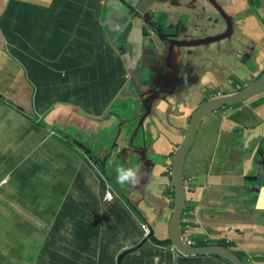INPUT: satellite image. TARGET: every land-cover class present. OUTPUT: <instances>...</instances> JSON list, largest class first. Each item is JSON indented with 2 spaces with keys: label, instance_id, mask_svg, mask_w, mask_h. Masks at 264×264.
<instances>
[{
  "label": "crops",
  "instance_id": "crops-1",
  "mask_svg": "<svg viewBox=\"0 0 264 264\" xmlns=\"http://www.w3.org/2000/svg\"><path fill=\"white\" fill-rule=\"evenodd\" d=\"M54 1L0 0V152L7 154L6 165L0 168V184L8 179L0 186V221L9 224L14 217L18 230L26 231L31 226L25 222L26 217L41 208L38 215H43V222L35 237L43 238V242L36 256L49 253L50 258L57 253L63 258L60 264H68V259L69 264L77 261L78 223L70 215L77 209L85 219L96 221L100 237L107 240L106 236L115 232L118 238L128 237L126 242L116 243L123 249L142 241V226L149 227L153 237L166 240L174 200L173 182L167 172L189 130L193 111L212 97V87L224 90L233 82L252 83L264 72V13L260 3L222 2L229 14L245 11L242 28L246 38L239 46L241 55H237L239 51L214 55L195 72L190 62L180 59L179 49L177 57L173 54L178 30L165 37L158 24L163 23L159 13H169L176 0H155L154 8L146 6L145 0H117L120 7L116 17L105 12L101 25L106 19L110 32L115 33L116 54L126 72L124 79L117 77L119 83L112 89L109 43L84 55L80 47L86 43L90 48L88 41L81 45L62 40L64 46L60 48L43 38V60H52L49 54L54 52H59L60 58L62 54L66 58L73 54V66L78 67L67 66L72 70L70 74L64 67L48 68L43 75V113L36 114L33 89L19 61L25 60L24 51L31 49L26 45L29 38L38 33L35 30L41 25V7L49 8ZM128 7L134 10L129 20ZM43 23H48L44 12ZM139 24L146 31L144 36ZM191 24L195 25V20ZM190 44L183 45L187 47L181 49L182 56H188ZM96 72L109 81L105 92L101 90L98 111L90 107L86 112L85 103L73 94L79 91L80 96L92 97L94 91L85 89L93 88ZM178 87L191 91L183 93ZM127 90L138 103L126 94ZM48 96L57 99L50 103ZM231 108V112L221 109L204 115L196 126L182 173L188 183L183 222L191 227L194 240H228L236 255L238 252L253 258L254 264H264V163L259 155L264 148V91ZM40 123L43 132L37 130ZM25 125H29V134L37 137L18 159L15 145L17 140L22 141ZM121 164L141 168L138 185L117 183L115 168ZM18 172L25 176L21 188L9 175ZM190 178L192 181H188ZM42 181L43 191L33 198L32 193ZM109 189L114 192L112 203L103 201ZM156 250L160 253L165 249ZM179 258L173 254L172 264H230L208 255ZM32 262L35 264V259L29 264ZM154 262L165 264L161 253Z\"/></svg>",
  "mask_w": 264,
  "mask_h": 264
},
{
  "label": "trees",
  "instance_id": "trees-1",
  "mask_svg": "<svg viewBox=\"0 0 264 264\" xmlns=\"http://www.w3.org/2000/svg\"><path fill=\"white\" fill-rule=\"evenodd\" d=\"M107 1L108 0H67L64 2L61 0H55L51 7H41L42 19H39L41 25L38 30V33L29 38L30 42L26 45L28 47H31V49H26L24 51V55L26 57L25 60L19 61L21 64H23L26 70V77L29 84H31V86L35 88L34 104L36 106V114L43 113L42 101L45 97L43 96L42 84L43 75L46 71H49L48 68L52 66L55 69L64 67L66 73L70 74L72 73V70H68L67 66L71 65L72 69L78 67L73 66L76 64L72 58L76 56L73 54L72 56L68 55V58L64 57L65 54H62L60 58L59 56L61 54L59 52H54L52 54H49L52 57V60H43V38L46 40L47 43L57 44L60 48L64 46L63 41H73L81 43L82 45L85 41L91 40L92 31L96 35H98L101 30V18L103 16L102 5H104V3ZM144 4L150 5L152 8H154V4L157 7V2L155 0H147L144 2ZM43 12L45 18L48 19L47 24L43 23ZM162 15L165 16L164 13ZM161 22H165V17L164 21ZM178 26L183 27V21H180L178 23ZM139 28L142 34L143 29L140 25ZM45 31L47 32L46 34ZM90 31L91 34H89ZM111 35L114 36L115 33H111ZM116 52L117 50L115 51L113 48H111V60L113 61L111 73L112 75H114L112 81V89L115 85L119 83L117 77L124 79L123 75L126 73ZM100 59L101 58H99V60ZM115 60L118 61L117 66L115 65ZM44 64H47L48 67H46ZM87 69L88 68L86 67L85 70ZM96 75V79H99V81L105 80V78H100L98 73ZM47 83L48 85L50 84L48 81ZM54 84L55 86L57 84L55 80ZM105 85L107 86L108 84L98 82V85H96V83L92 84V89L87 86L85 91H94L92 93V97L89 96L85 98L84 96H80L79 91H76L73 95H77L83 101V103H85L86 112L90 110V107H93L95 111H98L99 108L96 107V105H98L101 101V99H99L100 97L102 98L101 90L104 92L106 90ZM53 92H50L45 96L50 95ZM56 99L57 98H52L51 96H48L46 98V100L50 103L55 102ZM48 109H50V107L44 108V110L46 111ZM70 215L74 216L75 220L78 223L77 239L79 241V245L78 254L76 255L77 261L74 264H117L118 256H120L121 253L117 256V258L116 253L117 251L121 252L124 249L122 248V246H119L116 243H112L114 246L113 247L112 244L108 242L115 238V235L106 236L108 240L106 241L105 238L99 236L100 233L95 223L82 217V212L79 209H77L75 213L70 212ZM60 221H62V219H59V222ZM129 221L131 222L130 218ZM112 230L113 232H115L114 228ZM199 243L200 245H203L201 241ZM223 245L230 248L232 247V244L223 243ZM171 246L172 242L170 241V239L159 240L155 237H151L149 242L145 243L143 247L138 249L136 252L126 255L122 264H155L154 258L160 253L162 261H164L165 264H172L174 259L173 252L170 250ZM112 247L113 249L111 250ZM156 248H161L165 250H160L159 253ZM189 258L182 257L179 259L185 260ZM34 259L35 264H60L63 261L62 256L57 253L52 254L50 258L49 253H40L37 254ZM244 261H246V259ZM69 263H71V261L68 259V264Z\"/></svg>",
  "mask_w": 264,
  "mask_h": 264
},
{
  "label": "water",
  "instance_id": "water-1",
  "mask_svg": "<svg viewBox=\"0 0 264 264\" xmlns=\"http://www.w3.org/2000/svg\"><path fill=\"white\" fill-rule=\"evenodd\" d=\"M215 1L216 0H190L188 10L182 12L181 14V18H183L186 22L185 28H177V23L173 24L172 22H169L168 18L161 24L156 19L162 28L163 36L168 37L170 36V32L174 33L176 30H178L177 34L174 36L177 38L175 39V42L181 47L179 50V55L182 58L180 59L190 62L192 69L195 72L197 69H200L204 66L202 63L205 60L213 57L218 52L225 51L222 50V47L232 52L236 49V45L240 44L236 36L237 27L240 26L236 20V16L225 12L222 9L221 4L216 3ZM259 3L264 10V0H259ZM116 5L118 6V3ZM209 5H212L218 14L213 13L210 10L211 8H209ZM218 6L223 10L222 12L219 10ZM140 8L144 9L142 6H140ZM225 13L229 14V17H226L224 15ZM128 14H130L128 18L129 20L131 18L130 11L126 12V15ZM237 14L242 16L240 12H237ZM193 20L196 22L195 25L191 24V21ZM166 24H171V29L167 27ZM186 35H194L195 38L190 39V43L192 44L188 45V56H182L180 51L183 49V47L187 46H183L184 44H182L186 42H179V40L181 37ZM174 50L175 49H173V51ZM182 53L185 55L184 50H182ZM194 85L192 87H194ZM262 91H264V73L254 82L247 84L243 89L206 100L193 111L190 119L189 130L186 132L184 140L174 157L171 176L174 184L175 195L173 201V212L169 224V238L176 252L182 257L189 258L208 255L223 258L230 264H245L241 257L236 255L231 249L225 246L208 245L201 247H191L184 243L181 232V216L186 206V192L182 173L185 157L195 140L196 126L202 117L207 115L210 111L224 105H233L240 102H246L250 97L261 93ZM146 115L147 113H144V116ZM259 155L262 158L261 162L264 163V148L259 151ZM261 179L264 181L263 171H261ZM150 237H152V234H150L149 237H145L135 247L123 251L120 256H118L117 264H122L126 255L136 252L138 249L143 247Z\"/></svg>",
  "mask_w": 264,
  "mask_h": 264
},
{
  "label": "rangeland",
  "instance_id": "rangeland-1",
  "mask_svg": "<svg viewBox=\"0 0 264 264\" xmlns=\"http://www.w3.org/2000/svg\"><path fill=\"white\" fill-rule=\"evenodd\" d=\"M112 3H104V5H102V15L104 16V13L107 14V16H115L116 17V12L118 11L119 7L116 5V1L117 0H111ZM174 1V0H173ZM226 0H224L225 2ZM255 2H258L259 0H254ZM216 3H218V0L215 1ZM261 6V5H260ZM222 9L227 12L224 9L223 4L221 5ZM262 7V6H261ZM189 6L188 3H184L182 0H176L175 1V5L173 7L170 8V12L168 13V20L169 22L174 23H178L179 19L181 18V14L182 12L188 10ZM164 15L160 14L159 18L161 21H164ZM105 23V24H104ZM147 28V27H146ZM36 32H38V30H35ZM112 32H110L108 25L106 23V19L105 22L103 21V24L101 25V30L98 33V35H96L93 31H92V38L91 40H89L88 42L90 43V48H88L87 44L85 43L83 46L80 47V51L84 54V55H88L91 51H95L98 50L97 48L99 47H103L105 45V43H109L111 45V48H113L116 51V40H115V36L111 35ZM91 34V31L90 33ZM105 38V39H104ZM106 41V42H105ZM87 42V41H86ZM92 48V49H91ZM180 46L175 43L174 46V52L176 54L177 49L180 50ZM21 66L24 69L23 64H21ZM25 71V70H24ZM91 73V71H89ZM25 80H27L26 77V72H25V76H24ZM109 80L105 78V80H100L96 79V85H98V82L100 83H105L107 84ZM194 87H196V84L194 85ZM181 92L186 93V92H190L191 90L186 89V88H181L178 87ZM33 92H32V104H34V95H35V88H33ZM175 90V89H174ZM126 94L129 95L132 99H134L137 103L138 100L135 96L132 95V93L127 90ZM41 119H43V115H40ZM36 117V115H35ZM26 128L23 131V135H22V141L20 142V140H17V144L15 145L17 148V157L18 159L25 154L29 149H30V142L32 139H34L35 137H37L36 135L33 136L32 134H29V125H25ZM37 130H42L43 132V123H40V127L37 126ZM43 137V135H42ZM54 139V137H53ZM19 142V143H18ZM41 155L43 156V145L41 146V151H40ZM6 153L2 154L0 152V168L4 165H6ZM28 157L29 159L32 157L31 153H28ZM2 174L0 173V176ZM10 177H12L13 182L16 183V185L21 188L23 186V183L25 181V176L24 173L22 172H18L16 174H9ZM43 181L39 183L38 187H37V192L32 193V197L34 198V195L36 194H40L41 191H43ZM40 210H37L34 214L28 215L26 217L25 222L28 224H31V226L27 227L26 231H19L18 230V224L16 219L13 217L12 220L13 222L9 223V224H5L6 221L3 219L0 221V263H5V264H29L30 260H33L34 257L36 256L37 253V249H38V245L39 243L43 242V238L40 237H35V233L38 232L40 225L43 222V215H38V211L40 213ZM113 217V216H112ZM94 223H96V221H94ZM23 224V221H21L20 225ZM115 238H113L112 240L108 241L109 243H117V244H121L122 242H126L128 240V237L126 236H122V238H118L117 237V232L114 233ZM136 235V234H135ZM197 243L200 245V243L197 241ZM113 249V247L111 248V250ZM20 251L23 252V255L20 254ZM237 254L239 256H241L244 260L246 259V256L243 254H240L237 252ZM32 264H34L32 262Z\"/></svg>",
  "mask_w": 264,
  "mask_h": 264
},
{
  "label": "clouds",
  "instance_id": "clouds-1",
  "mask_svg": "<svg viewBox=\"0 0 264 264\" xmlns=\"http://www.w3.org/2000/svg\"><path fill=\"white\" fill-rule=\"evenodd\" d=\"M222 2L224 1V0H221ZM109 2H110V0H109ZM189 2V1H188ZM187 2V3H188ZM111 3V2H110ZM128 8H130V7H128ZM209 8H211V7H209ZM261 9H262V7H261ZM130 10V12L132 13V10L133 9H129ZM262 11H263V13H264V10L262 9ZM133 12H134V10H133ZM164 12H161V14H163ZM235 16H236V20H237V22L239 23V27H237V31H236V36H237V38H238V41L240 42V44H238V45H236V49L234 50V51H232V52H236V51H239V53L237 54V55H241V52H240V50H239V46H242V44H243V40L246 38V35H245V33H244V29L242 28V22L244 21V18H245V15H239V14H237V13H235L234 14ZM168 18V12L165 14V19H167ZM141 23H142V20L139 18L138 19ZM180 21H183V23H186L185 22V20L183 19V18H180L179 19V21H178V23L180 22ZM192 22V21H191ZM178 23H177V28H180L179 26H178ZM141 27H142V25L141 24H139ZM167 25V27H169V26H172L171 24H166ZM183 28H184V26H183ZM143 29V33H145L146 31H145V29H144V27L142 28ZM222 50H225V51H221V52H218L216 55H222L223 53H231L229 50H227V49H225L224 47H222ZM227 51V52H226ZM264 73V72H263ZM262 73V74H263ZM261 74V75H262ZM240 82V81H239ZM233 84L234 85H231L228 89H224V90H216V88L215 87H212V89H213V91H215L214 92V94L212 95V97L211 98H209V99H212V98H214V97H220V96H222V95H224V94H227V93H231V92H236V91H239V90H241V89H243L248 83H238V82H233ZM250 84V83H249ZM195 88V87H194ZM193 88V89H194ZM209 99H207V100H209ZM206 101V100H205ZM204 101V102H205ZM203 103V102H202ZM201 103V104H202ZM240 103H242V102H240ZM240 103H237V104H240ZM200 104V105H201ZM237 104H233V105H224V106H222V107H219V108H217V109H215V110H212V111H210V112H213V111H216V110H221V109H224L225 110V112H231L232 111V106H234V105H237ZM209 112V113H210ZM193 114V113H192ZM177 153V152H176ZM115 173H116V181H117V183H119L120 185H127V184H131V185H133V186H136V185H138L139 183H140V181H141V177H142V171H141V168L140 167H135V168H133V167H126V166H124V165H118L116 168H115ZM168 173V175H169V177H171L172 176V169H170V171H168L167 172ZM171 179H172V177H171ZM188 181H192V179L190 178ZM8 182V179L7 178H4L3 180H2V182H1V184H0V186L1 185H3V184H6ZM173 182V181H172ZM183 182H184V188H185V192H186V188H187V185H188V183L186 184V180L183 178ZM173 188H174V184H173ZM173 195H175V193H174V190H173ZM104 201V200H103ZM114 201V200H113ZM112 201V202H113ZM174 201V200H173ZM112 202H107V203H112ZM173 204H174V202H173ZM186 207V206H185ZM185 210V209H184ZM183 215H184V211H183V213H182V216H181V232H182V239H183V241H184V235H185V233H184V227L186 226L185 224H184V222H183ZM143 227V239L145 238V237H149V235L151 234V229L149 228V227H147V226H142ZM145 228L148 230V233L145 231ZM189 230H190V233H189V235H190V237L193 239V237H192V235H191V227H189ZM63 237L64 236H61L60 237V244L63 246V244H62V242H61V240L63 239ZM153 237V236H152ZM151 238V237H150ZM150 238L148 239V241L147 242H149V240H150ZM142 239V240H143ZM168 239H170V238H168ZM184 243H185V241H184ZM223 243H226V240L225 241H222V240H218V242H216V243H213V245H221V246H225V245H223ZM230 243V242H229ZM228 243V244H229ZM186 244V243H185ZM227 244V243H226ZM187 245V244H186ZM67 246V245H66ZM112 246H113V244H112ZM188 246V245H187ZM206 246H208V245H206ZM114 247V246H113ZM201 247V246H200ZM225 247H227V246H225ZM132 248V247H131ZM227 248H229V249H231L230 247H227ZM127 249H129V248H126V249H124L123 251H125V250H127ZM123 251H121V252H119L118 253V255L120 254V253H122ZM171 251L173 252V254H176V255H179L177 252H176V250H175V248L173 247V246H171ZM175 256V255H174ZM180 257H182L181 255H180ZM216 257V256H215ZM248 258L249 257H246V261H244L245 262V264H248L247 263V260H248ZM223 259V258H222Z\"/></svg>",
  "mask_w": 264,
  "mask_h": 264
},
{
  "label": "built area",
  "instance_id": "built-area-1",
  "mask_svg": "<svg viewBox=\"0 0 264 264\" xmlns=\"http://www.w3.org/2000/svg\"><path fill=\"white\" fill-rule=\"evenodd\" d=\"M186 184H187V182H186ZM114 198H115L114 197V192L109 189V190H107V192H106L103 200L105 202H112L114 200ZM183 230H184V233H185V235H184V241H185V243L188 246H191V247H200V246H206V245H213V243L218 242V240L212 239V238H201L200 240H197V241L198 242L201 241L203 243V245H199L196 240H194V239H192L190 237V235H189V233H190L189 226H185ZM145 231L148 233V230L146 228H145ZM226 243L228 244L229 241L226 240ZM247 263L248 264H254L253 258H250L249 257L248 260H247Z\"/></svg>",
  "mask_w": 264,
  "mask_h": 264
},
{
  "label": "flooded vegetation",
  "instance_id": "flooded-vegetation-1",
  "mask_svg": "<svg viewBox=\"0 0 264 264\" xmlns=\"http://www.w3.org/2000/svg\"><path fill=\"white\" fill-rule=\"evenodd\" d=\"M110 2H112V1L110 0ZM218 3L222 5V1L221 0H218ZM239 12L242 15H245V11L244 10L239 11ZM159 14H161V12ZM157 19H158V17H157ZM142 35L144 36L145 33H142ZM191 38H195V36L194 35H186V36H183V37L180 38L179 42H186V43H182V44H190V41H191L190 39ZM173 54H174L175 57H177V52H176V54H175V52H173Z\"/></svg>",
  "mask_w": 264,
  "mask_h": 264
}]
</instances>
